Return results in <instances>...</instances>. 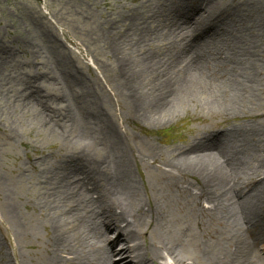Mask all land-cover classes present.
I'll return each mask as SVG.
<instances>
[{
    "label": "rangeland",
    "instance_id": "obj_1",
    "mask_svg": "<svg viewBox=\"0 0 264 264\" xmlns=\"http://www.w3.org/2000/svg\"><path fill=\"white\" fill-rule=\"evenodd\" d=\"M219 1L229 7L243 30L246 41L239 43L240 53H249L230 61L217 52L227 50L222 40L207 36L203 49L212 69L200 75L195 101L151 119L135 111L123 88L120 57L111 48L108 31H117L121 37L130 23L124 21L130 11L152 17L173 6V1L0 0V264L3 254L11 264H45L50 227L42 205L51 194L63 200L62 192L69 189L65 185L59 188L57 182L63 175H67L68 186L80 179L65 169L75 153L101 162L109 172L114 170L115 144L108 125L127 150L138 182L133 208L147 211L154 206L166 216L164 233L154 228L148 216H142L139 229L148 235L140 241L148 245L157 236L163 237L185 264H203L199 245L205 237H215L213 242L225 240V249L231 251L227 237L237 229L232 216L225 218L222 209H214L207 219L197 202L184 194L182 184L176 186L162 174L166 163L177 158V150L204 135L216 139L230 129H264V0ZM219 25L233 41L228 19L224 17ZM191 26L177 25L165 15L155 18L152 27L156 35L147 28L149 43L143 52L170 45L169 36L189 39ZM135 34L134 29L133 37L141 36ZM129 43H121L123 52ZM183 67L196 76L193 67L186 63ZM232 67L245 88L240 87L239 92L233 87ZM248 78L255 80L253 89L246 88ZM210 152L232 173L240 200L253 203V193L244 188L238 171L216 150ZM190 180L192 185L200 182L195 176ZM70 192L76 194L82 212L88 207L89 226L99 225L106 231L91 213L92 195L74 187ZM117 198L127 204L130 201L125 194ZM259 211L264 216V206ZM116 238L117 233L111 230L110 243ZM261 241L255 252L264 257ZM126 246L124 241L118 243V249ZM128 255L129 260L133 255ZM164 261L172 263L167 254Z\"/></svg>",
    "mask_w": 264,
    "mask_h": 264
},
{
    "label": "bare ground",
    "instance_id": "obj_2",
    "mask_svg": "<svg viewBox=\"0 0 264 264\" xmlns=\"http://www.w3.org/2000/svg\"><path fill=\"white\" fill-rule=\"evenodd\" d=\"M159 1H173L174 5L158 10L159 15L154 13L152 17H139L138 11H130V17L124 18L125 22L130 23L121 37L115 33L117 31H108L111 48L120 57L123 88L129 94L135 111L151 119L159 113L195 101L194 92L200 75L204 71L210 73L212 69L208 52L206 48L203 49L207 36L222 40L227 50L217 52L229 60L241 59L243 53H249H240L239 43L246 41L243 30L233 20L229 7L219 0ZM203 5L206 6L204 9ZM163 15L177 25L192 24L189 39L181 35L175 38L169 36L166 40L170 45L143 52L144 46L149 43L145 34L147 28L156 35L152 23H155V18ZM224 17L228 19L233 41L226 37L228 33L219 25ZM111 25L114 27V23ZM134 29L136 34L141 33L139 38L133 37ZM127 40L130 42L129 47L123 52L121 43ZM135 53L140 56H135ZM183 63L193 67L191 70L196 76H191L190 70L183 67ZM232 68L235 80L233 87L239 92L242 84L237 71ZM246 81L250 84L246 88L253 89L255 80L248 78ZM107 128L115 144L114 170L109 172L101 162L91 161L82 152L75 153L69 158L65 169L80 179L73 186H68L65 181L67 175H63L57 182L59 188H63V185L69 188L62 192L65 195L63 200L51 194L42 205L50 227V249L45 264H168L164 261L165 254L170 257V264H185L163 237L157 236L156 241L152 239L148 245L140 241L148 235V232L142 233L139 229L138 222L142 216H148L154 228H160L158 231L163 233L166 216L154 206L147 211L143 207L133 208L139 195V186L132 175L129 154L122 146L119 135L109 125ZM211 150H216L226 164L238 171L244 180V188L253 193V203L240 200L238 184L232 173L226 170ZM165 166L167 170H162V174L168 181L176 183V186L180 182L184 194L197 202L207 219L209 212L214 209H222V216L229 218L231 215L230 219H234L237 229L227 237L231 251L225 249V240L221 241L220 238L213 242L212 238L215 237H205L199 245L203 264H264V257L255 252L258 242L264 240V216L259 211L264 206V129L258 130L251 126L230 129L216 139L214 135H204L177 150V158ZM192 176L198 177L200 182L192 185ZM72 187L92 195L91 213L106 231H102L99 225L89 226L86 221L88 207L82 212L76 194L70 192ZM122 194L129 196L128 204L117 198V195ZM111 230L117 233V238L110 243ZM252 240L255 242L249 243ZM121 241L127 245L124 249H118ZM102 243L105 246L102 247ZM129 253L133 256L128 260ZM97 254L101 256L99 259ZM1 264H11L4 254Z\"/></svg>",
    "mask_w": 264,
    "mask_h": 264
}]
</instances>
